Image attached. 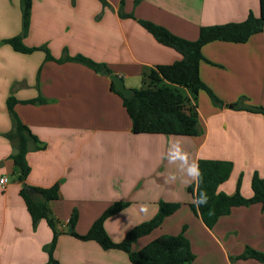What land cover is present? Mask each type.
I'll use <instances>...</instances> for the list:
<instances>
[{
  "label": "crops",
  "instance_id": "0c3cea01",
  "mask_svg": "<svg viewBox=\"0 0 264 264\" xmlns=\"http://www.w3.org/2000/svg\"><path fill=\"white\" fill-rule=\"evenodd\" d=\"M106 2L103 6L99 0H31L22 41L29 47L45 46L54 58L46 60L43 50L22 53L3 42L19 34L21 14L19 0H0V177H7L6 184H0V264L47 263L45 246L52 232L43 219L32 226L19 190L53 184L59 196L49 207L62 232L73 210V228L84 234L108 205L127 201L124 209L104 221L108 236L118 242L132 226L151 218L159 201H178L181 206L158 230L137 239L134 250L159 235L184 229L194 254L184 264H264L239 259L246 248L264 254V207L259 203L233 207L211 228L187 206L194 204V195L187 193L193 183L187 168L199 159L232 163L218 194L229 195L238 188L243 197H250L252 174L264 178V116L232 106L239 100L264 106V27L242 43L211 41L202 46L199 75L221 105L214 106L205 91L198 92L199 136L133 133L121 98L109 89L107 74L75 60L55 61L64 54H80L131 84L141 80L145 68L180 58L137 19L194 40L201 26L259 14V0ZM8 96L18 100L13 106L16 115L38 139L39 148L26 153L30 170L24 179L11 158L15 142L3 136L12 127ZM35 98L42 102H22ZM176 152L186 153L187 162L173 159ZM118 227L119 234L110 231ZM53 255L59 264H131L122 250L103 249L94 240L64 233Z\"/></svg>",
  "mask_w": 264,
  "mask_h": 264
},
{
  "label": "trees",
  "instance_id": "16d2710c",
  "mask_svg": "<svg viewBox=\"0 0 264 264\" xmlns=\"http://www.w3.org/2000/svg\"><path fill=\"white\" fill-rule=\"evenodd\" d=\"M103 6L107 5L106 0H99ZM139 0H134L138 3ZM21 14V30L19 34L6 38L3 42L9 44L15 51L30 53L34 50H43L46 60H54L45 46H26L22 39L26 35L29 26L31 0H19ZM123 16H132L123 14ZM139 24L147 30L159 43L171 47L180 54V58L170 64H158L154 67L145 68L141 74L142 86L133 89L129 97H124L114 89V84L109 81V89L116 93L130 120V128L133 133H163L168 135L196 136L201 133L198 121L196 106V95L203 90L207 93L211 101H221L203 83L199 75V63L203 60L201 48L211 41H229L242 43L260 31L264 27V0H259V14L256 16L249 12L247 16L237 22L214 24L201 26L198 30L197 38L188 40L179 37L162 25L155 24L148 20L137 19ZM65 60H75L95 72H102L105 65L95 62L90 58L77 54L55 59L57 62ZM18 100L13 96L6 99V107L11 116L12 127L3 133L9 140H14L17 153L11 155L15 166L24 179L30 168L26 160V153L31 149H38V139L30 129L21 122L16 115L13 106ZM25 103H41V98L22 101ZM232 106L239 107L237 102ZM264 115V109H259ZM200 169L199 182H193L187 186V191L194 195L206 193L208 200L206 204H189L197 211L207 227H212L217 220L230 213L236 206L259 203L264 207V178L258 176L256 172L250 179L251 196L243 197L238 188L232 194H218L217 187L226 181L232 170V163L228 160L199 159L197 161ZM32 194L25 192L24 186L19 190L25 203V207L31 218L32 226L43 219L52 232L50 242L45 246L47 252L46 264H59L53 252L59 234L57 219L52 215L49 203L59 196L58 185L49 187H35ZM129 202L115 201L108 205L102 213L91 223L89 229L84 234L75 232L73 226L77 219V212L72 211L67 225L71 226L68 233L81 240H94L103 249H119L127 253L131 264H184L194 259L189 240L183 234L176 235L163 234L147 242L139 249L134 250L132 245L140 237L151 233L160 226L163 219L175 212L181 203L178 201H159L155 214L140 223L132 226L123 238L114 242L104 229V221L124 209ZM239 258H254L264 262V254L259 251L246 248L239 255Z\"/></svg>",
  "mask_w": 264,
  "mask_h": 264
},
{
  "label": "rangeland",
  "instance_id": "374dc122",
  "mask_svg": "<svg viewBox=\"0 0 264 264\" xmlns=\"http://www.w3.org/2000/svg\"><path fill=\"white\" fill-rule=\"evenodd\" d=\"M254 14V13H253ZM255 15V14H254ZM258 14H256V16H257ZM98 16L99 15H96L95 16V19H98ZM106 67V66H105ZM106 70H107V68H105ZM124 86L125 87H127V88H131V89H138V88H140L141 86H142V82H141V80L139 79V80H137V81H135V82H131V84H129L128 82H125L124 81ZM210 101H211V99H210ZM212 102V101H211ZM244 102V101H243ZM242 102V100H239L238 102H237V105L239 106V107H246L245 108V110H247V111H249V112H259V113H261L260 111H257V110H259V109H264L263 107L264 106H261V105H254V104H252V105H250L249 103H246V104H244ZM212 104L214 105V106H220L221 105V103H219V102H212ZM238 109H241V108H238ZM242 109H244V108H242ZM262 114V113H261ZM263 115V114H262ZM264 116V115H263ZM201 134V133H200ZM200 134H198V135H196V136H199ZM0 169H2V167H0ZM7 176L8 177H10L9 176V174H7ZM0 193H2V190L0 189ZM187 193L191 196V193L189 192V191H187ZM181 203V202H180ZM182 204V203H181ZM187 204V203H186ZM187 206L189 207V208H191L190 207V205L189 204H187ZM158 228V227H157ZM156 228V229H157ZM211 228V227H210ZM68 226L67 227H65L64 228V231L63 232H61L60 234H59V236L62 234V233H64V234H69L68 233ZM120 229H121V227H118V228H115V229H111L110 231L113 233V234H115V235H117V234H119L121 231H120ZM155 230V229H154ZM158 230V229H157ZM183 232H184V229L182 230ZM214 232L216 233V235H221V233H220V231H216V230H214ZM59 236H58V238H59ZM147 236H149V235H147ZM221 237H222V239H224L223 237H224V235H221ZM134 245V244H133ZM242 250V249H241ZM239 259H241V262H243L245 259H247V258H245L244 260L242 259V258H239ZM252 259H254V258H252ZM256 260V259H255ZM253 264H256V263H253Z\"/></svg>",
  "mask_w": 264,
  "mask_h": 264
},
{
  "label": "clouds",
  "instance_id": "9594fccd",
  "mask_svg": "<svg viewBox=\"0 0 264 264\" xmlns=\"http://www.w3.org/2000/svg\"><path fill=\"white\" fill-rule=\"evenodd\" d=\"M177 158L184 160L185 162H187L188 160L187 154L184 152H176L173 156V159ZM187 174V177H193V179H191L193 182L198 183L201 176L199 165L196 162H191L187 168ZM172 178L176 179V176H173ZM207 200V194L201 192L196 195L193 202L196 203L197 206H199L200 204H206Z\"/></svg>",
  "mask_w": 264,
  "mask_h": 264
},
{
  "label": "water",
  "instance_id": "95a60500",
  "mask_svg": "<svg viewBox=\"0 0 264 264\" xmlns=\"http://www.w3.org/2000/svg\"><path fill=\"white\" fill-rule=\"evenodd\" d=\"M104 74H107L109 80H111L114 84V89L118 92H120L124 97H129L133 93V89L127 88L124 86L123 80L121 77H119L117 74L109 73L108 70L104 69L103 70ZM17 149L13 148L11 150V154H16ZM2 166V162L0 161V167ZM24 190L25 192L32 194L34 192L33 188L29 185H24ZM71 226H68V231L71 230Z\"/></svg>",
  "mask_w": 264,
  "mask_h": 264
},
{
  "label": "built area",
  "instance_id": "2783aa9c",
  "mask_svg": "<svg viewBox=\"0 0 264 264\" xmlns=\"http://www.w3.org/2000/svg\"><path fill=\"white\" fill-rule=\"evenodd\" d=\"M7 182V177L6 176H2L0 177V184L3 186L4 184H6Z\"/></svg>",
  "mask_w": 264,
  "mask_h": 264
}]
</instances>
